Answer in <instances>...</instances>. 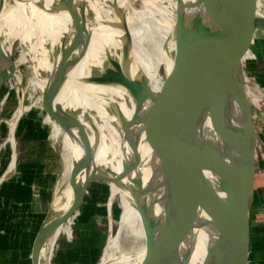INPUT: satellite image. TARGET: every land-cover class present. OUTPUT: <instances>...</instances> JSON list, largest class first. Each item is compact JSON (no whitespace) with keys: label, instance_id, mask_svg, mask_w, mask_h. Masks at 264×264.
I'll return each mask as SVG.
<instances>
[{"label":"water","instance_id":"water-1","mask_svg":"<svg viewBox=\"0 0 264 264\" xmlns=\"http://www.w3.org/2000/svg\"><path fill=\"white\" fill-rule=\"evenodd\" d=\"M166 2L174 16L167 39V43L174 41V51L169 56V70L164 73L163 68L158 91L151 90L142 72L135 78L118 80L133 94L137 92L140 99L149 100L143 112L135 113L141 117L137 119L141 131L148 130L152 119L159 125L151 167L126 182L124 188L141 222L153 218L156 203L170 210L165 256L159 264H186L197 231L202 228H207L210 241L198 264H256L249 199L262 151L264 81L258 83L257 78L264 53V0ZM72 3L69 0L64 5L82 39V33L88 34L86 19L90 18L84 4L72 9ZM114 10L123 31L118 62L122 73L133 64V43L125 10L115 5ZM109 62L111 67L105 68L99 79L111 83L118 79V73L112 69L115 62ZM250 78L253 93L248 89ZM44 107L50 109L47 104ZM92 180L115 183L107 171H94L77 186V173L70 169L69 184L77 186L76 206L66 220L65 236ZM140 264H153L148 250Z\"/></svg>","mask_w":264,"mask_h":264},{"label":"bare ground","instance_id":"bare-ground-1","mask_svg":"<svg viewBox=\"0 0 264 264\" xmlns=\"http://www.w3.org/2000/svg\"><path fill=\"white\" fill-rule=\"evenodd\" d=\"M8 1L10 0H0V87L1 79L12 74L17 75L16 79H22L19 65L23 62V58L32 52L33 57L25 60L28 61L26 63L29 64L33 74L30 84L40 91L42 104L50 107L47 108L49 112L44 113V120L52 125L55 134L63 137L61 160L64 175L68 176L72 168L76 173L81 171L83 178L90 171H96V167L114 170L111 177L115 183L109 184V193L112 197L119 196L121 213L116 219L117 233L106 244L108 249L102 264H140L146 250L149 251L152 263L159 264L165 256V234L170 210L156 203L153 218L141 222L133 200L124 188L126 182H132L151 167L155 144L158 141L159 125L152 119L148 130L141 131L142 138L139 143L135 132H129L125 142L119 143V129L123 127V121L126 122L130 116L136 118L135 113L143 112L149 100L140 99L137 92L133 94L118 80L122 81V77L127 76L135 78L139 72H142L151 90L154 93L158 91L162 82L159 78L161 74H159V66L162 65L166 73L172 62L169 56L174 51V41L169 40L167 43V39L174 24L173 12L162 9L159 25L153 24L152 30L143 16L150 18L155 14L156 11H152L149 5L151 3L155 5L156 0H145L148 6H145L144 13L125 12L133 43L131 52L133 64L127 71L121 73L118 62L123 31L120 28L119 16L115 14L114 5L118 9L124 7L126 9L128 0H72L71 8L75 9L79 4H84L86 16L88 14L90 18L86 19L88 34L82 33V39L73 25L74 19L69 14L68 8H65L64 3H69V0H12L13 4ZM172 3L174 8L175 1ZM29 5H34L41 12L49 15L50 21L26 28L20 40L25 48L21 51L20 57L14 59L11 55L13 34L8 29L9 26L1 24V17L6 10L20 9L19 15L31 22ZM260 6H262L261 1ZM262 10L264 12V8ZM192 14L189 13V16ZM149 29L154 35L149 34L148 37L154 38L158 47L151 57L144 46L147 41L145 35ZM109 60L115 62L111 63L112 69L118 73V79H114L111 83L100 80L103 78L101 75L104 69L111 67ZM112 106L117 112L120 111L121 115L111 110ZM54 108H57L58 114L68 115L67 136L53 120L58 117H53L57 115L52 114ZM18 110L12 121H6L8 129H11L14 121L21 117L22 109ZM51 115L53 119L50 118ZM139 117L136 119L140 120ZM112 123H116L119 128L117 129L116 125L113 127ZM3 124L0 125V129L3 128ZM8 134L10 140L12 132ZM71 154L73 157L70 156ZM10 166L12 167V164ZM146 176L145 183L148 182ZM77 177L79 180L80 176ZM71 188L68 179L56 183L53 208L43 218L35 237L33 263L36 261L42 263L44 260L45 264H49L53 246L49 242L52 237L55 238L63 220L68 216L66 204L70 198ZM110 209L111 205L108 210ZM108 236L110 238L111 231ZM209 241L207 228L198 230L186 264H198L206 254Z\"/></svg>","mask_w":264,"mask_h":264},{"label":"rangeland","instance_id":"rangeland-1","mask_svg":"<svg viewBox=\"0 0 264 264\" xmlns=\"http://www.w3.org/2000/svg\"><path fill=\"white\" fill-rule=\"evenodd\" d=\"M146 1L128 0L126 9L125 7L122 9L129 13H134V11L144 13L145 6L148 3ZM8 2L13 4L12 0ZM154 3L155 5L151 3L149 7L152 11H156L155 14L150 18L143 16L151 30L152 25H157L160 21V11L162 9L170 10L166 7L167 2L165 0H156ZM29 10L31 22L19 15L20 9L17 11L6 10L1 17V24L9 26L8 29L13 34L11 55L14 59H18L21 51L25 48L20 40L23 38L26 28L50 21L49 15L41 12L34 5H29ZM262 13L264 15V12ZM151 30L147 31V35H145L147 41L144 44L150 57L158 50L155 39L151 36L148 37L149 34L154 35ZM262 44L264 45V40ZM262 51H264V47ZM30 53L23 58V62L19 65L22 79H16L17 75L15 74L1 79L0 125L5 123L3 128L0 129V264H30L28 253L43 218L53 208L55 185L60 180L65 181L69 177V175L66 176L63 173L61 160L63 137L60 134H55L52 125L44 120V113L47 114L49 111L42 104L40 91L30 84L33 74L29 64L26 63L28 61L25 62V60H30L33 57L32 52ZM29 55L31 56L29 57ZM260 59L259 66L261 68L259 73L262 75L264 74V53ZM159 74V78L162 80V65L159 66ZM261 75L257 78L258 83L261 80L264 81V76ZM252 76L250 77L252 78ZM251 78L247 84L249 91L253 93L254 83ZM247 79V76H245V81ZM111 108L118 115H121V112H117L116 108L113 106ZM18 109H22L21 117L14 121L11 129H8L6 121H12ZM255 111H257L256 107H254ZM54 113L57 115H53V117L58 116L57 120L53 119L52 115L50 118L55 121V124L57 123L64 135L67 136L69 128L67 127L69 126L68 115L65 113L58 114L57 108L52 111V114ZM136 118L130 116L126 122L123 121V127L119 129V143L125 142L124 140L127 139L129 132H135L139 143L142 133L141 125ZM255 120L258 125V118L256 117ZM115 125L118 129L119 126L112 123L113 127ZM10 131L12 136L9 140L8 133ZM96 136L97 134H95ZM70 156L73 157L72 154ZM95 170L99 172L107 171L110 177L114 171L112 168L101 169L99 167H96ZM91 173L93 172L90 171L83 178L81 171H78L77 176H80V179L77 186L85 181ZM77 186L71 188V199L69 198V204H66L68 205V216L76 206L75 193ZM109 205H111L110 210H108ZM78 209L76 216L73 218V223L70 225L71 229L68 231V241L64 244L60 242L64 235L65 226L69 222H66L68 216L63 220L55 238H51L49 243L53 246L50 251L49 264L103 263L108 249L106 244L109 239L116 235L118 229L116 219L121 213L119 196L114 195L112 197L110 195L109 183L107 185L106 182L92 180ZM110 231L111 236L109 238Z\"/></svg>","mask_w":264,"mask_h":264},{"label":"crops","instance_id":"crops-1","mask_svg":"<svg viewBox=\"0 0 264 264\" xmlns=\"http://www.w3.org/2000/svg\"><path fill=\"white\" fill-rule=\"evenodd\" d=\"M260 139L262 143V151L261 156L258 157L256 161L257 172L249 199L252 256L256 264H264V115L260 121ZM68 238L69 237L67 235H63L60 240L61 244L66 243ZM34 241L35 238L28 253V260L30 264H33L32 255Z\"/></svg>","mask_w":264,"mask_h":264}]
</instances>
